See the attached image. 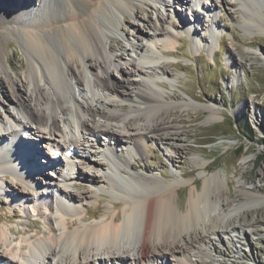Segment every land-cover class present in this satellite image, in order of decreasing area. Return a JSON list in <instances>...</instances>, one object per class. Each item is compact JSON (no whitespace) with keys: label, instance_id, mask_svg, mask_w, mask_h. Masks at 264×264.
<instances>
[{"label":"bare ground","instance_id":"1","mask_svg":"<svg viewBox=\"0 0 264 264\" xmlns=\"http://www.w3.org/2000/svg\"><path fill=\"white\" fill-rule=\"evenodd\" d=\"M246 1L235 0L230 4L229 0H195L197 6L213 14L221 6L247 8L249 2ZM34 3L31 7L24 0L19 3L0 0V34L19 35L29 48L30 62V71L24 79L7 72V84H4L10 104L24 114L26 122L9 113L19 128L13 130L12 140H8L11 134L5 131V123L4 131L0 130V188L5 184L2 176L12 174L21 189L10 186L6 192L10 197L8 202L13 203L20 197L19 201L27 203L32 201L29 189L36 191L41 190L39 186L43 187L40 203L34 204L32 210L37 214L49 212L50 232L29 243L25 238L28 229L18 231L22 236L19 239L11 234V228H0V259H4L0 264H193L189 252L201 237L245 231L228 220L233 210L237 211L238 204L226 206L228 201L236 199H226L224 189L228 180L219 171L205 172L199 189L195 179L174 175L173 180H167L163 171L161 177H157L151 167L135 163L131 158L132 153L140 157L150 153L149 142L157 143L160 148L168 146L175 152L186 148L177 144L181 141L179 133L170 131L178 129L177 126L159 118L158 113L161 109L170 112L185 108L191 103L168 99L167 95L172 93L160 84L163 80L152 78L154 74L172 76L165 65L159 64L162 57L157 50L163 55L161 45L169 50L179 42V30L168 22L161 10L154 9L155 17H152L140 15L137 9L135 17L149 28L140 33L148 43L132 42L137 56L116 53L113 43L108 41L111 34L120 31L116 27L120 25L124 8L134 10L149 3L166 6L169 1L40 0ZM262 3L247 8V23L264 26ZM35 5L37 12L31 17L28 11L35 9ZM177 15L185 18L182 13L177 12ZM68 31L74 36H69ZM121 35L125 37L124 32ZM54 38L58 39L60 50L54 45ZM115 44L123 46L120 41ZM8 58L0 38V66L8 65ZM112 68L120 72L122 81L111 76ZM20 82L28 85L25 92L19 91ZM210 109V119L216 118L220 111L215 106ZM60 123L67 127L69 141L66 140L68 134L65 137L61 133ZM20 128H35L32 133L40 140H50L53 152L62 154L69 163L59 166L54 156L40 161H37L39 157L29 159L30 155H37V143L29 146V136L19 139ZM48 128L60 139L48 135ZM11 142L14 143L9 145ZM25 142L33 149L23 153L19 146H25ZM96 145L103 149L101 154ZM99 154L108 157V166L100 162ZM78 159L86 165L83 170L77 167ZM195 162L204 170L209 169L206 160L195 159ZM46 167L56 168L54 178L50 177L45 184L42 180L30 179L32 171H46ZM96 167L106 168L102 179L89 175L88 169ZM82 181L99 189L104 185L114 205L122 210L114 214L107 212L102 218L87 222L85 218L90 211L85 206V196L68 187L69 183L84 185ZM46 183L51 185L46 186ZM185 184L192 186L187 206L180 209L178 192ZM239 186L247 195L256 194L253 190L258 188L256 184L243 187L245 184L240 183ZM17 213L14 210V216ZM3 219L4 215L0 214V222ZM13 240L19 243L15 250L8 246ZM3 247L8 249L2 250ZM11 251L13 258H10Z\"/></svg>","mask_w":264,"mask_h":264},{"label":"rangeland","instance_id":"2","mask_svg":"<svg viewBox=\"0 0 264 264\" xmlns=\"http://www.w3.org/2000/svg\"><path fill=\"white\" fill-rule=\"evenodd\" d=\"M15 1L19 3L20 0ZM24 1L27 2V6L34 7L33 3L40 0ZM167 1L169 4L166 6L149 3L134 10L124 8L120 25L116 27L120 31L111 34L108 41L113 43L116 53H124L127 57L128 54L132 57L137 56L132 42L142 40L148 43L140 33L142 30L149 31L148 26L135 17L134 11L137 9L140 15L152 17H155L154 9L161 10L168 22L179 30V42H176L169 50H165L161 45L160 49L165 53L163 55L159 54V49L157 50L158 56L162 57L159 64L165 65L164 67L171 72L172 76L154 74L152 78L163 80L160 84L172 93L167 95L168 99L187 100L191 103L185 108H177L170 112L161 109L158 113L159 118L168 121L174 127L177 126L178 129L170 131L179 133L181 141L177 144H183L186 148L175 152L168 146L161 145L160 148L157 143L149 142L150 153L143 157L132 153L131 158L135 163L140 162L142 165L151 167L152 173L157 177H161V171H163L167 180H173L174 175L179 177L184 175L183 179L186 180L195 179L199 189L203 184L205 172L211 174L219 171L228 180V186L224 189L226 199H236L235 202L228 201L226 206L230 208V205L234 207L238 204L237 211L233 210V215L228 220L232 221V225L238 226L237 229L243 227L245 231L242 233L226 231L217 236L207 234L201 237L197 240L198 243L193 244L194 247L192 246L189 252L191 258L195 260L193 264H264V26L247 23V8H254L261 1L264 5V0H245L246 3L249 2L246 4L247 8L242 5L221 6L217 8L215 14L209 12V9L205 10L197 6L195 0H187L185 4L188 5H185L183 0ZM229 1L230 4L235 2V0ZM37 5L33 10L29 8L28 11L27 8L31 17H35ZM177 12L182 13L185 18L178 16ZM81 28L85 30L83 25ZM68 32L69 36L73 35ZM123 32L125 37L121 35ZM0 38L4 52L9 56L8 65L0 66V130L4 131L2 125L5 123V131L11 134L8 140H12L13 130H16L18 125L9 113L18 116L23 123L26 122V118L10 104L4 84H7V72L19 79H24L28 75L29 48L19 35L2 33ZM74 39L72 37V40ZM57 40L54 38L53 42L60 50ZM117 41H120L123 46L116 45ZM111 76L122 81L120 72L115 68ZM27 87L28 85L24 86L20 82L19 91L25 92ZM89 89L93 91L91 87ZM210 106H215L220 111L216 118L210 119L212 114ZM246 121L250 123L251 131L246 129ZM60 129L64 136L68 134L67 127L63 123H60ZM34 130L35 128L33 130L21 128L18 136H29L31 143H28L29 146L37 143L35 146L37 155L29 156V159L39 157L37 161H40L41 158H52L53 154L59 153L53 152L55 149H51L50 140H40L37 134L32 133ZM46 131L53 138L60 139L49 128ZM69 136V134L68 137L65 136L67 141ZM107 142H109L108 139ZM96 148L101 154L103 149L97 145ZM124 152L128 154L127 151L124 150ZM100 154L97 158L108 166V157ZM63 158L66 157L62 156L58 161L59 164L63 162ZM195 159L206 160L209 169L204 170L195 162ZM77 167L83 170L86 165L83 166L79 160ZM137 167L139 168V164ZM44 171L45 169L32 171L29 174L30 179L42 180L45 184L50 177L54 178L53 169L49 167ZM88 171L89 175H95L100 179L107 172L104 167L89 168ZM39 176L41 178H38ZM2 177L5 179V184L0 188V214L4 215V219L0 222V228H11L13 233L15 232L11 234L19 239L22 236L18 234V231L23 228L28 229L25 238L29 243L43 238L44 235L48 236L50 222L47 215L49 212L42 211L37 214L32 210L34 204L40 203V194L45 191L43 187L39 186L41 190L36 191L29 189L28 196L32 201L25 203V200L19 201V197L11 203L7 200L9 194L6 192H9L10 186L15 187L16 190H20L21 186L12 179V174H5ZM240 183L245 184L243 187L258 185V188L253 190L256 194L247 195L243 192L244 190L240 191ZM80 185L69 183L68 187L76 194L85 196L87 204L85 206H88L90 211L89 216L85 218L87 222H94L107 212L114 214L122 210L121 207L114 205L111 193L104 185L102 189L86 182ZM191 186V184L180 186L178 192L180 209L187 206ZM101 190H104V193L98 192ZM14 210L18 212L16 216H14ZM53 222L55 223L54 219ZM37 232L40 233L37 234ZM18 244V240H13L8 246L15 250ZM6 248L8 249L3 247L2 250ZM13 254L14 252L9 257L13 258ZM1 261L4 262V259ZM172 264L175 263L172 262Z\"/></svg>","mask_w":264,"mask_h":264},{"label":"trees","instance_id":"3","mask_svg":"<svg viewBox=\"0 0 264 264\" xmlns=\"http://www.w3.org/2000/svg\"><path fill=\"white\" fill-rule=\"evenodd\" d=\"M246 129L251 131L250 123L248 121H246ZM245 134L248 136L247 133Z\"/></svg>","mask_w":264,"mask_h":264}]
</instances>
